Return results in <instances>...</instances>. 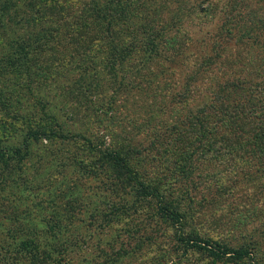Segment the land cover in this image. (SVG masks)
Segmentation results:
<instances>
[{
  "label": "rangeland",
  "instance_id": "1",
  "mask_svg": "<svg viewBox=\"0 0 264 264\" xmlns=\"http://www.w3.org/2000/svg\"><path fill=\"white\" fill-rule=\"evenodd\" d=\"M127 15L179 53L164 72L159 57L146 63L144 92L130 87L146 80L129 77L133 60L109 67ZM18 115L72 139L28 140ZM0 135V264H264V0H0ZM83 138L144 153L132 165L178 203L181 224L86 177L77 163L96 154ZM189 152V176L166 166ZM194 234L200 247L182 240Z\"/></svg>",
  "mask_w": 264,
  "mask_h": 264
},
{
  "label": "trees",
  "instance_id": "2",
  "mask_svg": "<svg viewBox=\"0 0 264 264\" xmlns=\"http://www.w3.org/2000/svg\"><path fill=\"white\" fill-rule=\"evenodd\" d=\"M106 7H100L97 5L98 11H96L93 16L94 18L102 20L106 16ZM133 15H127L125 18V28L129 29V32L124 35L120 33L121 29L119 31L111 32V35L113 33V38H120L123 37L125 39L124 44H122L120 41L115 40L113 43V46L110 50V70L118 72L122 69V67L126 64L125 61L127 59L133 60L132 66L127 69V71H130L129 77L131 78L132 74L135 73L136 75L132 77L138 78L140 75L143 77H146V80H144V85L142 87L141 82L134 81L133 85L130 86L131 88L137 87L138 90L141 92H144V87L151 81V78L148 76H144L143 71L145 70V65L148 61L152 60L155 56L157 58L159 57L161 59V67L162 71H167L168 69L172 68L174 65H177L178 63V57L179 53H177V50L169 51L167 54H164L159 50V46L161 44V41L159 39V33L154 31V27L147 25L146 22L138 24L136 21L133 20ZM130 25H133V29L130 30ZM118 26V25H117ZM262 37L260 34H255V40H260ZM170 42V41H167ZM172 46V44H170ZM139 54L141 60L137 61L134 58ZM109 56V52H108ZM156 58V59H157ZM117 75L115 76V78ZM150 78V79H149ZM120 82V79H119ZM128 85L123 83H118L117 88L118 90H123ZM148 94V93H147ZM195 117H193L194 119ZM16 119L19 121V125L22 127H26L27 131V138L28 140H31L33 142H39L43 138L52 140V139H67L71 140L72 137H69L67 134L63 133V130H61L58 125L56 124L53 127L48 126H35V123H32L31 118L29 116H22L18 115ZM53 122L57 123L52 119ZM159 131V130H158ZM12 133V131H11ZM122 134V133H121ZM158 134L160 136L156 137V141H166L169 140L171 137L164 134L163 132L159 131ZM157 134V135H158ZM124 135V134H122ZM167 135V136H166ZM1 136V135H0ZM8 136V135H7ZM6 135H3L0 137L1 142L4 141L7 137ZM172 136V135H171ZM126 138L132 140L130 134L125 136ZM80 138V137H78ZM86 142L84 144L85 148H83L82 151L89 152L91 155L96 154V157L93 159H83L77 163V166L80 167L83 165L86 167L87 174L86 177H97L98 175L107 176L108 180L111 182V187L115 189V193H119V191H122L124 189H129V193L132 194L134 201L133 205H135L136 210H139L140 204H155V206L158 208L157 213L159 215V218H161L162 222H168L173 227L175 222L178 224H181V218L182 214L178 208L177 202L172 201H165L164 195L162 194L161 189L158 187L159 184L153 181L146 180L144 178L145 175H143L141 172H139V169H136L132 164L133 159L135 156L140 155V157L145 156L144 153H142L140 150L137 151V149H132V146L125 145L126 147L123 148H110L109 146H105L103 143H100L98 145L92 144L89 140L86 138H83ZM171 140V139H170ZM169 140V141H170ZM103 144V145H102ZM2 149H0V159L6 158L7 155H3ZM11 152V151H10ZM20 150H13L11 152V159L16 158L20 161L21 156H19ZM185 152H188L185 151ZM194 152H189V154L183 155L180 159H178L174 163H168L166 165L167 167H171L173 172L177 175L182 176H189L192 170V161H191V154ZM13 154V156H12ZM187 154V153H185ZM17 156V157H14ZM154 159V158H152ZM160 182V181H159ZM159 188V189H158ZM154 200L156 201L154 203ZM117 219H128L129 215H126L124 213L115 214ZM113 215V216H115ZM133 215L130 216L132 218ZM128 224H130V219L127 221ZM167 227V223H166ZM12 232L10 229L8 233ZM13 234V232H12ZM186 240V244L188 246L192 245L194 247L199 246V243L203 242L202 239L198 237V235L194 234L192 236L187 235V237H184ZM187 247V246H186ZM207 249V248H205ZM212 250L209 252L212 257H218V258H224L229 257L231 252L229 249H221L218 245H213L211 247ZM234 256L236 259H243L244 253H240L236 251L234 253ZM159 258H157L156 262L154 264H160L158 261ZM158 261V262H157Z\"/></svg>",
  "mask_w": 264,
  "mask_h": 264
}]
</instances>
